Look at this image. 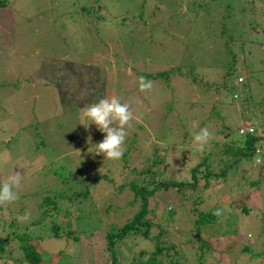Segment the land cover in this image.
<instances>
[{"label": "rangeland", "instance_id": "rangeland-1", "mask_svg": "<svg viewBox=\"0 0 264 264\" xmlns=\"http://www.w3.org/2000/svg\"><path fill=\"white\" fill-rule=\"evenodd\" d=\"M4 3L0 181L13 172L23 179L14 189L19 198L0 206V239L8 238L3 254L7 260L0 259V264L24 259L20 244L10 238L12 232L21 236L25 231L33 241L41 234L49 237L41 235V242L35 243L42 254L39 264H104L105 236L138 209L129 205L134 199L131 183L151 192L162 179L181 180L201 155L192 146L199 129L212 133L204 147L212 155L217 150L214 141L224 134L239 140L240 127L264 135V0ZM140 76L153 82L150 90L139 91ZM238 78L243 84H237ZM110 96L129 104L133 115L120 160L95 154L91 145L104 134L82 112ZM256 157L245 166L255 174ZM252 172L239 167L225 178L211 179L200 195L198 211L215 206L221 215L214 223L227 227L223 236L218 234L224 241L217 242L215 250L210 249L216 244L211 237L205 240L209 249L203 250L197 237L188 238L194 228L205 226L202 215L195 223L190 202L181 204L173 189L160 188L147 195L150 236H129L117 243L119 262H144L154 252L151 238L162 226L168 250L154 255L162 264H172V259L200 264L202 251V264H264V181L259 180L256 190L250 185ZM203 183L200 180L199 186ZM54 196H60L55 199L57 210L42 217V210L52 208L44 203ZM175 205L179 208L166 225L165 212H173ZM109 206L116 210L115 217L107 213L105 218ZM82 214L78 224L67 226ZM25 215L29 219L21 222L19 217ZM39 217L44 222L31 224ZM53 218L62 227L58 238L51 231ZM69 228L77 230L82 243L66 237ZM59 251L56 261L48 258Z\"/></svg>", "mask_w": 264, "mask_h": 264}, {"label": "trees", "instance_id": "trees-1", "mask_svg": "<svg viewBox=\"0 0 264 264\" xmlns=\"http://www.w3.org/2000/svg\"><path fill=\"white\" fill-rule=\"evenodd\" d=\"M4 5H5L4 0H0V9L2 10L6 9L3 7ZM81 8L84 11L85 10L87 11L88 9L86 7H81ZM261 132L264 133V131H261ZM257 133H259L257 132V129L255 130L253 129V133H244L242 135L239 134L242 136L241 138H239V140H229V139H226L228 138L227 134H224L225 136L221 135L222 137L220 136L219 139L214 141L217 150L215 151L213 155L211 154L209 150H203L202 152H199L201 153V155L196 160V163L192 167L189 168V172H185L183 174L184 177L181 180L162 179V181H160L153 190L155 191L160 188L165 189V190L173 189L175 191V196L179 198V201L181 204L190 202V205H191L190 211L192 210L193 211L192 214L194 213L196 215V220L194 219L195 223L198 222V220L200 219V215H202L205 226L200 228L198 231H196L195 228L193 227L194 232L188 233V238H192L193 236H195L197 237V240L201 241V246L199 247L200 250H203V248L205 247L209 249V245L205 241L207 237H211L212 239L216 241V244H212V242L210 241L212 244L210 249H214L215 246L218 245L217 242L224 241L223 240L224 237L222 236L225 234L226 229H227V227H222L221 225L214 223L216 222V217H217V215L213 214L215 213V206L209 209L207 212L198 211L197 209V205H199L201 201L200 195L202 194L204 188H207L210 180L211 179L215 180L216 177L225 178L229 172L232 174V172L234 171L235 173L239 167H244L245 171L249 169L252 172L251 168H245V166L248 163H253V159L257 156L256 159L259 157L260 159H259V162L255 163V166H258L259 169L257 170L258 172L257 174H255L256 172L254 171L252 172L255 179L250 182V185L255 186L256 190H258L257 186H258L259 180L261 179V181L262 180L264 181V159H263L262 152H261V140H262L263 135H260V134L257 135ZM258 150H259V153L256 152ZM188 152L192 153L193 151L189 150ZM194 153H197V152L194 151ZM218 166H219V173L214 174V169L218 168ZM94 178L97 181V178H99V176L96 175ZM202 179L204 180V183L202 186H199L200 180ZM91 182H92L91 184L94 183V181L92 180ZM211 186L212 185H210V187ZM124 187L125 185L119 187V189H122ZM129 187H130L129 190H132L134 192V199L130 201L129 205L133 207L137 206L138 209L136 212H134V214L132 215V217H130V219H126L124 221L122 226H119L117 229H114L112 232L107 233V235L105 236L106 245H105V251H104L105 252L104 253V258H105L104 264H123L119 262V255L116 252L117 243L121 242L123 239L129 236L131 237L133 236V238H137V237L147 238L148 235L150 236L149 230L151 229L153 224H152V220L147 218V215L149 214L147 195H151L153 191L149 192V191H146L144 188H138L136 187L134 183H131ZM87 192H88V189L85 191L82 197H84ZM207 193L209 194V192ZM58 197L60 198V196H54L53 201L44 203L45 206L52 205V208L42 210L41 211L42 217L47 216L48 213L50 216H52V210H57V202L55 199H57ZM139 197H140V200L137 201V198ZM46 198L48 199L49 197H46ZM178 208L179 207L175 205L173 208V212H165L168 214L167 215L168 217H165L163 220L164 222H166V225H169L170 220L168 219L169 218L171 219L175 210H177ZM67 209L68 208H65L64 210L65 214H68ZM84 210L85 208L78 209V211H84ZM104 211H105V216H104L105 218L107 217L106 216L107 213L115 217L114 213H116V210L112 209V206H109V208H105ZM243 211L245 212V209H243ZM86 212H89V210L87 209ZM192 214L189 216H192ZM84 215L85 214H82L81 216L77 215L75 221L74 219H72L71 222L66 223L67 226L70 227L73 223L78 224L77 223L78 218L82 219ZM97 219H100V217ZM189 219L192 225L193 218L190 217ZM101 221H99L98 223H100ZM42 222H44L43 219L39 217L33 220L31 224L34 223L33 225H36ZM8 225L12 227L13 221H11ZM50 227L54 235V238H58L62 231L61 225L57 224L53 218L50 221ZM159 228L160 229L158 233H156L151 238V240L154 243L155 249H154V252L151 253V256H149L146 264H162L160 261H158L155 258L154 255H159L162 253V251L167 252L168 250L165 244L166 240L161 239V236L165 233V230H163L162 226ZM24 230H27V228H25ZM64 232L68 239L71 237L72 241L77 242V243L78 242L82 243V239L80 240L77 238L78 232L76 229L73 230L72 228H69V229H66ZM12 233H11L12 238L10 239H14L20 244V249L22 253L24 254V259L22 258L19 259V263L20 264H39L42 261V254L37 249L39 247L35 246V243L37 241L41 242V235H44L46 238H49L48 235H45V234L38 235L35 237V241H33V238L31 237L29 232L25 231L23 233H20L21 236L19 235L16 236ZM231 233H234V231ZM216 236H220L221 238L219 237L215 238ZM230 236H233V235L230 234ZM51 237L53 236L51 235ZM235 239L237 240L236 237ZM7 240L8 238H3L2 240L0 239V259L7 260L5 257H3V254L6 253L4 249H5V244L7 243ZM65 241L67 242V244L69 243L67 240ZM158 244H161V245L158 246ZM245 250L246 248L244 247L243 251ZM59 254H61V251H59L58 254L57 253H54L52 255L48 254L49 256L48 258H50V260H52L53 258L54 261H56L57 256ZM204 255H206L204 251H202L201 254L198 255L197 260L200 264H202L201 258ZM170 262L172 264H178V260L175 261L174 259H172ZM130 264H133V263L130 261Z\"/></svg>", "mask_w": 264, "mask_h": 264}, {"label": "clouds", "instance_id": "clouds-1", "mask_svg": "<svg viewBox=\"0 0 264 264\" xmlns=\"http://www.w3.org/2000/svg\"><path fill=\"white\" fill-rule=\"evenodd\" d=\"M236 82L237 84H243L244 81L242 78H238ZM152 86V81L147 80L143 76L138 77L140 92H146ZM82 112L83 117L91 121L89 124L96 125L98 131L104 134L100 142L91 145L95 150V154L102 155L104 159L108 160H120L124 154L123 145L127 136L126 127L129 126L130 121L133 119L129 104L122 103L116 96H110L86 106ZM211 139L212 133L207 128L199 129L192 136V146L195 151L202 152ZM91 140L92 137L88 136L86 142L91 144ZM75 152L80 154L78 150ZM256 152L259 153V150ZM259 159L260 157L255 160V163L259 162ZM22 179L23 176L20 172H13L12 175L0 181V206L11 204L19 198L14 189L19 187ZM213 214L219 216L221 211L217 210ZM27 219H29L28 215L19 217L21 222ZM148 258L144 262H138V264H146Z\"/></svg>", "mask_w": 264, "mask_h": 264}, {"label": "built area", "instance_id": "built-area-1", "mask_svg": "<svg viewBox=\"0 0 264 264\" xmlns=\"http://www.w3.org/2000/svg\"><path fill=\"white\" fill-rule=\"evenodd\" d=\"M239 81H241V79H239ZM238 132L240 134H244V133H253V128L252 127H245V128H239ZM258 161V160H257Z\"/></svg>", "mask_w": 264, "mask_h": 264}, {"label": "water", "instance_id": "water-1", "mask_svg": "<svg viewBox=\"0 0 264 264\" xmlns=\"http://www.w3.org/2000/svg\"><path fill=\"white\" fill-rule=\"evenodd\" d=\"M261 151H262V156L264 159V135L262 136V140H261Z\"/></svg>", "mask_w": 264, "mask_h": 264}]
</instances>
